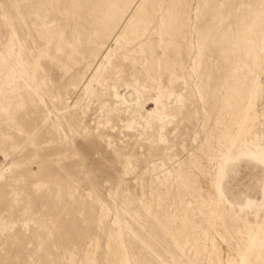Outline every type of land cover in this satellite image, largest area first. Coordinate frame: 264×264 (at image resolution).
<instances>
[{"label":"rangeland","instance_id":"rangeland-1","mask_svg":"<svg viewBox=\"0 0 264 264\" xmlns=\"http://www.w3.org/2000/svg\"><path fill=\"white\" fill-rule=\"evenodd\" d=\"M263 161L264 0H0V264H264Z\"/></svg>","mask_w":264,"mask_h":264},{"label":"bare ground","instance_id":"bare-ground-1","mask_svg":"<svg viewBox=\"0 0 264 264\" xmlns=\"http://www.w3.org/2000/svg\"><path fill=\"white\" fill-rule=\"evenodd\" d=\"M252 109V108H251ZM251 154V153H250ZM254 155V154H253ZM256 155V154H255ZM262 164L264 165V161L262 162ZM250 202V201H249ZM259 215V214H258ZM257 215V217H258ZM250 236V235H249ZM247 244V243H246ZM241 256V255H240ZM244 258V257H243ZM240 259V258H239ZM241 261V260H240ZM243 261V260H242ZM242 263V262H241ZM234 264V263H233ZM240 264V263H239Z\"/></svg>","mask_w":264,"mask_h":264}]
</instances>
